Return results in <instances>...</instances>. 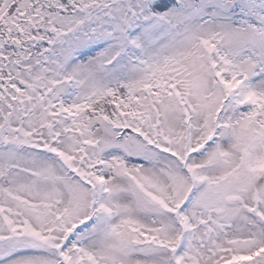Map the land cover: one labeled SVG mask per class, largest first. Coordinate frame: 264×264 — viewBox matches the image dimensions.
I'll list each match as a JSON object with an SVG mask.
<instances>
[{"label": "snow or ice", "instance_id": "6c2138e0", "mask_svg": "<svg viewBox=\"0 0 264 264\" xmlns=\"http://www.w3.org/2000/svg\"><path fill=\"white\" fill-rule=\"evenodd\" d=\"M0 264H264V0H0Z\"/></svg>", "mask_w": 264, "mask_h": 264}]
</instances>
